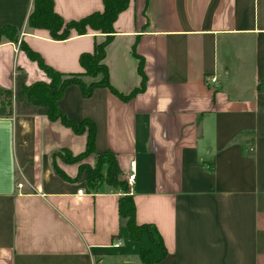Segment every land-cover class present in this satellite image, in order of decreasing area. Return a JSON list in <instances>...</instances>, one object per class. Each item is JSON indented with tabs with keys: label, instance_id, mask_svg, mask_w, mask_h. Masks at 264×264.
Segmentation results:
<instances>
[{
	"label": "crops",
	"instance_id": "0c3cea01",
	"mask_svg": "<svg viewBox=\"0 0 264 264\" xmlns=\"http://www.w3.org/2000/svg\"><path fill=\"white\" fill-rule=\"evenodd\" d=\"M34 8L0 0V28H16L52 69L84 74L81 55L107 35L54 40L29 27ZM104 8L54 0L66 22ZM110 36L111 88L84 97L72 84L59 101L69 120L97 128L79 163L59 155L83 154L89 127L78 134L30 103L23 87L48 77L16 43H0V264H146L143 249L162 256L156 264H264V0H130ZM107 152L127 183L135 163L136 223L154 225L163 249L130 239L122 190L88 187L81 166Z\"/></svg>",
	"mask_w": 264,
	"mask_h": 264
},
{
	"label": "trees",
	"instance_id": "16d2710c",
	"mask_svg": "<svg viewBox=\"0 0 264 264\" xmlns=\"http://www.w3.org/2000/svg\"><path fill=\"white\" fill-rule=\"evenodd\" d=\"M129 4L130 0H104V11L95 12L80 21L66 22L54 11V0H35L34 11L29 18V27L33 30H48L54 40L60 41L69 39L73 31L78 35H86L89 30L107 35V39L104 42L97 44L93 54L84 53L81 55L80 63L85 70L84 74L60 73L46 65L40 55L32 51L27 44L24 47L28 57L32 61L37 62L41 69L47 73L50 82L24 86L22 90L23 96L33 105L45 108L50 120H61L78 134L86 131L85 126L89 127L87 149L83 154L76 157L67 151L60 153L59 156L68 163H79L94 153L97 128L91 121H84L78 124L69 120L60 109L59 101L62 99L66 89L72 84H77L81 87L84 97H91L96 88H111L108 79V69L103 64L105 47L111 40L110 35L113 33L114 22L128 8ZM18 38L19 34L16 28L12 26L0 28V43L4 39L14 42ZM101 73H103V77L98 79V75ZM84 77H91L92 81L88 83ZM64 154L68 155L69 159H66ZM108 158L110 161L107 165L106 159ZM106 166H108L105 170L108 177L114 179L108 185L120 189L124 193L120 200L119 210L121 218L126 221L130 239L132 241H140L143 236L147 235L154 247L163 249V239L154 225H138L136 223V205L133 198L128 195V183L120 180L121 171L113 153L107 152L98 157L95 168L98 171H94L95 169L86 165L81 166V171H88V178L91 181L93 176L100 178ZM55 171L67 179L57 167H55ZM161 258L162 256L155 255L151 249H143L141 252V259L146 264H156Z\"/></svg>",
	"mask_w": 264,
	"mask_h": 264
},
{
	"label": "rangeland",
	"instance_id": "374dc122",
	"mask_svg": "<svg viewBox=\"0 0 264 264\" xmlns=\"http://www.w3.org/2000/svg\"><path fill=\"white\" fill-rule=\"evenodd\" d=\"M14 43H16V45H17V49H21L22 51H24V47H25V43L24 42H21L20 40H17V41H14ZM25 52V51H24ZM26 53V52H25ZM27 54V53H26ZM28 56V55H27ZM37 63V62H36ZM38 64V63H37ZM38 66H39V64H38ZM40 67V66H39ZM41 68V67H40ZM43 70V69H42ZM44 71V70H43ZM45 72V71H44ZM46 73V72H45ZM46 75H47V73H46ZM47 77H48V75H47ZM103 77V73H101V74H99L98 75V79H101ZM85 80H87V82L89 83V82H91L92 81V78L91 77H86L85 78ZM50 82V79H49V77H48V82H39V83H49ZM4 99H5V101L6 102H2V105L6 108L7 106H9V105H11V99H12V94L11 93H5V97H4ZM4 109V108H3ZM3 109H1L0 108V111H2ZM1 113V112H0ZM64 156H65V158L66 159H69V157H68V155H65L64 154ZM110 160H109V158L108 159H106V163H107V165H108V162H109ZM96 165H97V163H96ZM96 165H95V167H92V166H89L90 168H92V169H95L96 168ZM108 166H106L105 168H104V171H103V174H102V176L99 178V177H97V176H93L92 177V180L90 181L89 180V178H88V181H87V185H88V187L89 188H92V189H106L109 185V183H111V181L113 182V178L111 179V178H109L108 177V175H107V173H106V168H107ZM94 171H98L97 169H95ZM129 184V183H128Z\"/></svg>",
	"mask_w": 264,
	"mask_h": 264
},
{
	"label": "built area",
	"instance_id": "2783aa9c",
	"mask_svg": "<svg viewBox=\"0 0 264 264\" xmlns=\"http://www.w3.org/2000/svg\"><path fill=\"white\" fill-rule=\"evenodd\" d=\"M206 81L208 82V83H216L217 81H218V78H217V76H216V73L215 74H213V75H211V76H208L207 78H206ZM135 170H136V165H135V163L134 162H132L131 163V171H132V174L129 176V179H128V183H129V185H131V186H133V184H134V180H135ZM18 186L20 187V188H22L23 187V185L22 184H18ZM117 242L113 245V247H115V248H119V246H120V240H116Z\"/></svg>",
	"mask_w": 264,
	"mask_h": 264
}]
</instances>
